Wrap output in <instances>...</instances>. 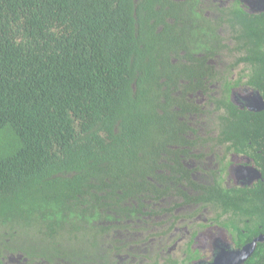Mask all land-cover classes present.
I'll return each mask as SVG.
<instances>
[{
	"label": "trees",
	"instance_id": "obj_1",
	"mask_svg": "<svg viewBox=\"0 0 264 264\" xmlns=\"http://www.w3.org/2000/svg\"><path fill=\"white\" fill-rule=\"evenodd\" d=\"M237 2L213 17L207 0H0V243L87 262L113 229L199 204L249 220L242 244L264 235L263 186L197 182L182 158L196 93L224 79L213 58L239 52L264 97V12ZM233 86L211 96L220 140L264 171V111L233 105ZM254 252L264 264V240Z\"/></svg>",
	"mask_w": 264,
	"mask_h": 264
},
{
	"label": "flooded vegetation",
	"instance_id": "obj_2",
	"mask_svg": "<svg viewBox=\"0 0 264 264\" xmlns=\"http://www.w3.org/2000/svg\"><path fill=\"white\" fill-rule=\"evenodd\" d=\"M238 1L239 7L243 9H248L244 5L243 0H207L208 7L211 9V16L219 17L222 13L220 10L223 8L230 9L235 2ZM255 5V4H254ZM256 6V5H255ZM261 6H257L258 8ZM255 8V9H256ZM226 28L221 31V33L230 34L228 23L225 24ZM229 54L230 56H239V52H230L224 51L223 54L218 55V57H222V55ZM217 57L213 58L212 62H215L216 68L220 70L219 77L224 78L221 82H217L214 85L213 80H207V83H204V88L199 90L196 93V105L193 114L188 118V123L193 129L186 135L188 140L191 142L188 145L181 146L184 150H187L185 156H182L185 165L198 173H194V179L197 182H202L204 184H210L208 181H202L198 178H202V176H207V179L214 178L210 174V170H218L222 172L223 175V184L229 190H248L256 192L259 187H264V171H262V167H260L259 163L256 161V156L253 151L246 150H235V147L228 149L229 145L233 142L229 141L226 143L221 142L220 140V129H219V120L218 116L220 113L216 110V107L213 103V98L211 96L221 97L226 95L224 92L228 89V83L230 85H234L229 89L226 98L230 100V102L234 105L233 96L236 94L239 97L238 102L241 105L237 106L243 112L246 113H260L256 112L259 108L258 103H260L259 97L264 99L261 91L258 87L251 84V75H253L252 68L246 65L245 62H240L238 66L230 65L234 61L232 60L229 65L221 64L218 61ZM239 70V71H236ZM223 115L225 114V110H221ZM214 131L215 134H214ZM208 144L204 148L203 145ZM209 149V150H207ZM213 152L214 160L217 161L215 163L216 166H202L201 161L207 158V154ZM193 162V169L189 165V163ZM238 170L241 171L240 180L234 179V175H237ZM208 182V183H205ZM161 207V205H160ZM200 209H211L213 211V216L208 217L207 219H203L201 221H192L194 219V214L196 211ZM183 212V220H187L188 226L185 231L188 234L185 236L187 238L186 253L183 258L174 259L172 257L167 256L171 250H174V246L177 240V227H174L176 224L173 223V220H170V214L163 215L165 217L157 223L158 226L163 227L159 232L158 237H164L169 235L167 240L160 243L158 245V254L157 257L154 258L152 256L146 255L143 260L137 258L136 255H133L130 264H198L202 262L204 259L203 256V247L197 245L195 242L196 237L201 236L202 233L209 228H220L229 235L230 244L236 252L246 253V248L248 249L251 242L241 243L240 235L237 230L238 227L244 228L247 223H250L249 220L246 222H237V226L231 225L230 221L238 219L235 214L222 216L221 219L217 216V211L215 206H203L199 205H186L182 208ZM242 220L244 218H241ZM261 228H263L261 226ZM244 232H248L247 229H243ZM171 232H175V234H171ZM264 234V232H263ZM152 233L146 235V237L151 236ZM180 238V237H179ZM145 238H142V241L138 242L137 245H140L144 242ZM167 241V243H166ZM173 244V246H171ZM135 250V248L133 249ZM159 250H168L166 253H160ZM36 254V252H35ZM101 255L102 257H100ZM255 255V252L251 254V250L248 249V254H244L241 262L243 264H247L249 260ZM37 256V255H36ZM33 254L25 252L24 249H21L19 246H11L10 243H0V264H109L110 256H103V254H97L95 259H88L87 262L84 261H70V260H54L53 262L48 259H38L34 257ZM167 257L166 262H161V260ZM92 260V261H89ZM90 262V263H88Z\"/></svg>",
	"mask_w": 264,
	"mask_h": 264
},
{
	"label": "rangeland",
	"instance_id": "obj_3",
	"mask_svg": "<svg viewBox=\"0 0 264 264\" xmlns=\"http://www.w3.org/2000/svg\"><path fill=\"white\" fill-rule=\"evenodd\" d=\"M229 35V34H226ZM218 61L221 62V64L229 65V63L234 59L233 56H230L229 54L222 55V57H218ZM239 71V70H236ZM216 131H214L215 134ZM4 134H2L3 136ZM208 144H205L202 146L204 148ZM209 150V149H207ZM189 163V162H188ZM215 163L217 161L214 160V154L213 152H210L207 154V158H205L203 161H201L202 166H216ZM191 168L193 169L194 165L193 162L189 163ZM194 170V169H193ZM210 171H213L211 169ZM198 172L195 171V174ZM240 174L241 171L238 170L237 175H234V179L236 178L237 181L240 180ZM207 176H202V178H198L202 181H207ZM181 212L179 215H181L183 212ZM213 211L211 209H200L194 219L192 221H201L203 219H207L210 216H213ZM165 217H158L155 221H147L145 223L140 222L139 225H135L134 228L130 230H116L113 229L106 237H105V244L102 246L101 254L103 256H110L111 259L109 260V264H130L131 260L133 258V255H136L137 258L143 260L146 255L152 256L154 258L157 257L158 254V245L165 240L169 239L166 235L164 237H158L159 232L162 230L163 227L158 226L157 223H160L162 219ZM148 220V219H147ZM150 220V219H149ZM187 220H181L174 227H177V231L179 233L177 234V240L176 244L174 246V250H170L169 254L167 256L172 257L174 259L183 258L184 254L186 253V242L188 234L186 233L185 229L188 226ZM138 224V223H137ZM134 226V225H132ZM145 227V228H144ZM149 233H152L151 236L146 237ZM171 234H175V232H171ZM228 234V233H227ZM226 232L220 228L215 227L209 228L205 230L201 236L196 237L195 242L197 245L203 247V256L204 259L202 262H199L198 264H219L218 259L219 257H223V261H221V264H243L241 262V259L243 258L244 254L243 252H236L230 244V238L229 235H227ZM180 237V238H179ZM142 238H145L144 242L140 245H137L138 242L142 241ZM167 243V241H166ZM173 246V244L171 245ZM135 248V250H133ZM250 250V248H248ZM246 248V250H248ZM160 253H166L168 250H159ZM168 258L164 257L161 262H166ZM160 264V263H159Z\"/></svg>",
	"mask_w": 264,
	"mask_h": 264
},
{
	"label": "water",
	"instance_id": "obj_4",
	"mask_svg": "<svg viewBox=\"0 0 264 264\" xmlns=\"http://www.w3.org/2000/svg\"><path fill=\"white\" fill-rule=\"evenodd\" d=\"M244 2V5L246 7H249L248 9H246V11L250 12V13H260V12H264V0H243ZM256 6H255V5ZM257 6H261L256 8ZM256 8V9H255ZM233 99L235 100L234 101V104L239 106L241 105L240 102H238L239 100V97L238 95L236 94L235 96H233ZM259 100H260V103H258L259 105V108L256 110V112H260V111H263L264 110V99H262V97H259ZM264 240V235L261 236L260 238L256 239L253 243L250 244L249 248L251 250V254L254 252L256 246H257V242L258 241H263ZM246 254H248V250H245ZM223 257H219L218 259V263L221 264V261H223Z\"/></svg>",
	"mask_w": 264,
	"mask_h": 264
}]
</instances>
